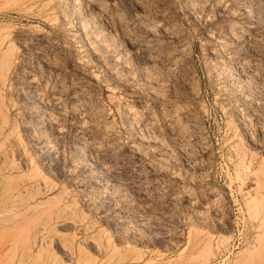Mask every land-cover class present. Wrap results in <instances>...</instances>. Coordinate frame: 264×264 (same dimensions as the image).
<instances>
[{"label": "rangeland", "instance_id": "374dc122", "mask_svg": "<svg viewBox=\"0 0 264 264\" xmlns=\"http://www.w3.org/2000/svg\"><path fill=\"white\" fill-rule=\"evenodd\" d=\"M0 264H264V0H0Z\"/></svg>", "mask_w": 264, "mask_h": 264}]
</instances>
